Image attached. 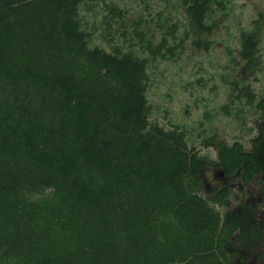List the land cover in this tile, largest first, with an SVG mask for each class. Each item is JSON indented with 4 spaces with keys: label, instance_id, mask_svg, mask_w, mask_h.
Instances as JSON below:
<instances>
[{
    "label": "trees",
    "instance_id": "trees-1",
    "mask_svg": "<svg viewBox=\"0 0 264 264\" xmlns=\"http://www.w3.org/2000/svg\"><path fill=\"white\" fill-rule=\"evenodd\" d=\"M179 3L181 51L209 52L223 0ZM127 17L110 0H0V264H250L264 247L246 190L264 178V124L249 150L208 139L217 161L153 124L149 63L178 56L177 26L157 20L155 43L142 20L130 36ZM263 32L259 12L240 33L247 71L261 64ZM209 166L241 183L235 205L227 184L202 194Z\"/></svg>",
    "mask_w": 264,
    "mask_h": 264
},
{
    "label": "rangeland",
    "instance_id": "rangeland-1",
    "mask_svg": "<svg viewBox=\"0 0 264 264\" xmlns=\"http://www.w3.org/2000/svg\"><path fill=\"white\" fill-rule=\"evenodd\" d=\"M110 1L128 10L130 36H133L131 28H135L133 23L139 20L144 22L142 27L145 31H153L155 43L163 37L157 20L160 19L165 27L177 26L176 38L169 41L178 56L149 63L147 98L152 106L151 122L165 130L175 127L183 130L188 147L212 161H217L218 152L205 145L211 137L224 139L229 144L239 141L249 150L259 126L264 124L263 109L258 106L264 100V32L259 67L245 70L238 52L240 33L250 30L258 13H264V0H223V9L214 8L216 12L212 20L218 26L211 38L213 46L209 52L193 51L189 42L184 43L185 50L181 51L180 43L189 22L179 0ZM115 41L122 44L123 38ZM94 43L107 47L98 37ZM133 51L142 57L148 56L141 45H135ZM235 84L239 88H249L255 95L253 104L246 97L238 98ZM204 181V196L227 184L232 188L233 204L237 203L235 196L240 189L239 181L224 178L213 166L205 169ZM246 190L264 218V178L255 177ZM250 264H264V247L254 253Z\"/></svg>",
    "mask_w": 264,
    "mask_h": 264
}]
</instances>
